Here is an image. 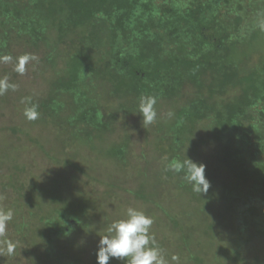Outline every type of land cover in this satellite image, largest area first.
<instances>
[{
    "label": "trees",
    "instance_id": "obj_1",
    "mask_svg": "<svg viewBox=\"0 0 264 264\" xmlns=\"http://www.w3.org/2000/svg\"><path fill=\"white\" fill-rule=\"evenodd\" d=\"M14 48L32 55L29 66L36 69L39 85L17 84L23 75L18 62L5 59ZM0 60L16 72H1L0 97L9 91L15 98L1 100L0 108L11 102L20 109L35 106L34 124L53 125L55 139L48 150L55 152L51 160L59 172L54 183L40 184L32 167L24 168L20 179L17 165L0 166L12 171L9 179H1L7 189L26 186L11 195L0 192V210L14 213L6 230L7 239L16 243L12 257L24 249L31 261L45 260L40 264H96L99 239L108 234L99 219L92 222L91 204H96L76 187L87 169L74 160L85 152L102 158L110 172L107 184L128 186L119 172L116 179L114 168L128 163L130 142L126 135L118 139L110 125L121 115H134L143 132L140 153L151 149L158 156L157 161L145 157L156 163L142 167L140 177L156 184L158 196L147 194L146 186L131 185L129 193L139 201L134 209L153 220L152 212L162 211L168 220L157 246L162 250L168 239L173 247L171 236L193 243L190 238L207 224V204L217 203L232 216V237L218 249L219 256L209 253V261L186 248L192 253L180 262L226 264L251 258L244 263L264 264V0H0ZM5 83L9 87L2 90ZM149 95L157 99L156 107L168 106L163 124L142 123L139 100ZM188 159L206 165L211 184L206 195L193 191L183 171L169 167ZM179 180V194L190 190L199 206L202 222L194 231L184 230L175 217L183 201L167 200L177 196L175 190L168 198L161 190ZM52 204L62 208L51 211ZM119 210L106 224L127 219V211ZM87 229L91 236L83 243L92 255L82 250V255L62 256L64 246H73L74 235ZM209 231V239L218 242Z\"/></svg>",
    "mask_w": 264,
    "mask_h": 264
},
{
    "label": "rangeland",
    "instance_id": "obj_2",
    "mask_svg": "<svg viewBox=\"0 0 264 264\" xmlns=\"http://www.w3.org/2000/svg\"><path fill=\"white\" fill-rule=\"evenodd\" d=\"M9 53L11 57L8 55H5V57H7V60H9L11 63L12 60H14L19 64L20 58L25 56L28 57V60L25 63V70L23 71V75L19 76L17 84L19 86L26 87L30 83V81H33L36 82L35 85H39L40 81L36 80L35 78L36 69L29 66L32 62V55L28 53V50L25 48H14L13 51H10ZM1 61L2 60H0V62ZM0 64H2V67H0L2 69V71H0V76L2 75L1 72L4 73V71L11 72L13 70L12 73H16L15 67L12 68V65L7 63V61H2ZM10 80L11 77L8 79V81ZM2 96H4L5 98L0 97V101L3 99H5L4 101H6L7 99L10 102V100H13L15 98V95L9 91H4ZM26 107L27 106H23V108L20 109L19 106H13V103L11 102L8 107L3 104V108H0V166L6 165L7 167L11 168L12 165H17L18 167L16 168H19V171H14L15 177L20 179H23L21 175L24 174V168L29 170V168L32 167L35 176L33 177V179L36 182L38 181L40 184H42V181L47 182L48 180L50 183H54V179L58 178L59 172L57 171L56 165L53 164L51 160V158L55 156V150L53 151L54 153H51L48 150L49 146L55 139V136L52 133L53 125H51L50 123H45L41 125L42 127L37 126V124H34L33 120H29L25 116L24 111L27 109ZM155 108L157 111V119L154 123H157V125L161 123L163 124L164 121H167L165 112H168V106L164 105L161 108L155 106ZM135 118L136 117L134 115H121L116 119L114 118L111 121L112 124L110 125L111 128L114 127L113 129H116L117 133H119L118 139H120L123 135H126L130 142L131 156L128 159V163H123V165L120 166V170L119 167L114 168L116 179L119 180L117 176V172H119V175L122 174L126 177L125 180L128 186L124 187L122 185L123 188L119 189V184H117V188L115 187L116 189H114L111 183L107 184L106 178L108 177V173L110 172H108L109 169L103 165L102 158L98 161V159L96 160L94 155L89 152H85L81 155L82 158H77L74 160V164L77 167L80 165V167L84 168V170L85 168L87 169L86 172L80 174V177H83V183L81 185L77 184L76 187L79 186L78 189H81L82 191L84 189V197L86 196L90 199H93L96 206H93L91 204V206L94 207L95 212V214L93 211L91 212L92 222L94 224V220L99 219V222H102L101 224L103 225V233H107L108 235H110L108 229L111 223H106L108 222L110 217L114 213H118L120 211L119 209H123V211L125 210L126 212L128 208L133 207L134 209L139 203V201H137L134 197L132 198V196L130 195L131 193H129V191L131 192V190H133V188L130 187L131 185L134 188H139V190L143 189L146 186L145 188L147 194L153 197L158 196L156 184L152 182L151 179L148 182L144 179V177H140L142 167H144V169H147L148 167L151 168L156 163L155 161L148 163L145 160V157L150 161L156 160L158 156L153 157L154 155L151 153V149L145 151L144 155L147 153V156H144L142 155V153H140V151H144V149H141V137L143 135V132L140 126V122H138L139 119L136 120ZM41 147L42 151H40ZM98 152L102 154V148L98 147ZM208 152L204 151V154L206 155L208 154ZM71 154L72 153H67V157L69 156L68 158L73 160L72 156H70ZM11 172V170L8 171L7 169L0 170V192L3 191V193H8L10 195L11 193L19 192L18 189L23 190L26 187L15 185L14 189H7L6 179L4 181L1 179L3 177L9 179ZM71 172L74 171L71 170L70 173ZM151 178L154 179L153 176ZM180 184V180L169 181L166 184L165 191L162 188L161 190L167 198L175 195L176 193L177 196L175 198H166L169 201V204H174L177 200H179L178 202L180 203L183 201L181 208L177 210L175 217L178 219L179 225L185 227L184 230L189 229L191 231H194V225L196 224V226H198L200 225V222H202V219H199V206L195 204L196 202L192 201L193 196L190 190L186 189L185 193L182 191L183 193L179 194L180 190L178 185ZM70 185L73 186V188L75 187V183H71ZM7 187L10 188L9 186ZM28 189L29 187L25 191H28ZM56 206L57 204H52L50 206V210L54 211L55 208H62L60 204L59 206ZM1 207L2 204L0 203V209ZM206 207L207 209L204 211V217L206 218L207 224L203 226L202 223L201 233L193 234V239L190 238L193 243H188V241L185 242V237L183 238L182 242H178L174 237L171 236L172 240L175 241V244L172 247L170 241L168 239L165 240V247H162V252L165 256L167 264H183L180 262L181 258L192 253L189 252L186 248L193 249L197 256H202V258L206 260H208L207 258L210 255L209 253L219 256L218 249L220 247L223 248L225 241L230 239V236L232 237V235L230 234L232 233L231 228H229L230 230L228 229V225L231 224L232 220V216L230 215V213L222 212L220 210V205L217 203H211V205L207 204ZM147 213L148 215L151 214L149 213V211H147ZM152 214L156 215V220H153L154 222L151 226V230L153 229L155 240L157 241V239H160L163 233L169 228L167 227L168 220L165 218L162 211L156 210L153 211ZM158 220L163 223L159 222L155 226V223L158 222ZM11 221L9 222V224L11 223ZM211 227L213 229H210ZM204 229L206 230L205 234L203 233ZM89 230L90 229H87L86 231L80 232L78 234L76 233L72 239V242H74L73 246H64V253L62 254V256L72 257L75 252L77 255H82V250L87 256L92 255L90 254L89 248H87L83 243V240L85 238L91 236V232ZM209 230H212L214 232L216 239H218V242L215 241L214 243L209 239ZM4 238L5 237H0V250L5 249V247H2ZM95 242L97 243V239H95ZM37 255L40 256L41 252L39 251L36 256ZM5 256L6 251H0V258H5ZM173 257H175V259H173ZM2 261L4 262V264H40L42 262H45V260H43L42 262L41 260H38L37 262L31 261L30 257L25 256L24 249H22V251L19 253V256H17L16 258L7 254V259ZM249 261H251V258L249 259ZM249 261L242 260L241 258V260L237 262L231 259L226 264H239V262L245 264L244 262L249 263ZM216 264H220L218 260L216 261Z\"/></svg>",
    "mask_w": 264,
    "mask_h": 264
},
{
    "label": "clouds",
    "instance_id": "obj_3",
    "mask_svg": "<svg viewBox=\"0 0 264 264\" xmlns=\"http://www.w3.org/2000/svg\"><path fill=\"white\" fill-rule=\"evenodd\" d=\"M27 60V56L20 58L18 72L23 73ZM8 87L9 85L5 83L2 90H7ZM11 87L14 89L15 85ZM156 103L157 99L154 96L140 97L139 111L143 124L150 125L156 121ZM25 116L29 120H35L38 116L35 106L26 109ZM169 167L176 172L183 171L184 179L192 185L194 192L202 195L208 193L211 184L205 175L206 165L188 159L183 162L172 161ZM13 215L11 209L0 210V237H5L3 243L9 255L14 254L16 249V243L6 238L7 226ZM153 222V219L143 212L128 208L127 219L114 221L108 229L110 235L99 239L96 264H110L112 260H117L120 264H167L162 250L156 244L155 236L150 234Z\"/></svg>",
    "mask_w": 264,
    "mask_h": 264
}]
</instances>
